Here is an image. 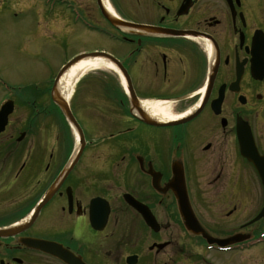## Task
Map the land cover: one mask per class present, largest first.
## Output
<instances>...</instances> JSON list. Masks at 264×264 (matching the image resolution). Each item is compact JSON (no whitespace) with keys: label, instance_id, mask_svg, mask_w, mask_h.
<instances>
[{"label":"flooded vegetation","instance_id":"af4514ba","mask_svg":"<svg viewBox=\"0 0 264 264\" xmlns=\"http://www.w3.org/2000/svg\"><path fill=\"white\" fill-rule=\"evenodd\" d=\"M51 2L68 23L71 18L87 32L84 37L89 42L96 37L106 40V52L125 69L137 101L166 104L178 118H191L173 126L168 125L172 122L151 126L132 117L129 127L107 135H96L83 120L86 145L66 172L71 146L50 100L52 81L33 87L31 96H17L14 110L21 111L23 122L12 126L14 111L0 134V232L4 233L0 264H66L48 250L32 248L38 240L49 249L53 244L69 253L79 264H125L129 255L137 256L139 263L147 246L144 260L155 264L166 248L177 244L178 237L165 238L172 227L191 236L182 226L173 193L165 190L173 168L184 182L201 183L195 198L208 204L217 198L212 208L219 209L220 229L212 227L216 223L212 218L207 224L205 216L197 214L200 206L194 212L204 231L208 233L209 227L217 231L208 233L211 237L224 239L235 228L246 229L247 221L235 227L226 219L235 210L238 215L243 206L239 197L241 191L246 196L247 188L242 179L261 187L253 165L240 154L239 134L264 157V0H101L129 24L127 30L109 24L98 0ZM90 49L87 52L102 51ZM118 100L113 97V104ZM121 105L124 110L125 101ZM55 129L63 136L60 143L55 141ZM144 130L157 136L142 135ZM88 132L93 133L91 139ZM107 145L122 161L127 158L122 171L128 189L124 193L150 210L157 232L123 201L124 205L118 202L114 186L104 188L103 166H112L114 159L98 149ZM87 151L98 154L85 159ZM152 179L160 188L152 186ZM231 179L228 191L235 196L220 201ZM49 190L51 197L41 203ZM103 200L108 215L104 228L97 230L90 212L96 211L95 225L102 223ZM139 231L143 235L136 237ZM190 238L205 243L201 236ZM159 244L167 246L158 251ZM137 245L139 250L119 255L122 247Z\"/></svg>","mask_w":264,"mask_h":264},{"label":"rangeland","instance_id":"374dc122","mask_svg":"<svg viewBox=\"0 0 264 264\" xmlns=\"http://www.w3.org/2000/svg\"><path fill=\"white\" fill-rule=\"evenodd\" d=\"M4 3L0 6V101L6 96L8 89L12 90L9 96V101L16 100L19 90L28 86L48 80L57 73V70L61 68V65L65 61H69L78 54L90 48L99 47L104 49L105 39L95 38L94 41L89 42L85 39L84 35L78 25L69 23L64 19L65 14L57 12L55 9L52 13L48 12V8H45L46 3H42L39 0H0V3ZM63 10V9H62ZM71 22V18H70ZM67 29V32H66ZM87 32H83L86 34ZM82 82L74 88L76 91V97L71 99L70 105L72 106V113L76 119L81 123L79 109H81L82 94L87 91V100H89V109L85 118L91 127L96 130V135H107L109 132L117 131L130 126L131 116L127 115L128 106L124 107V110L115 107L111 101L107 100L104 86L115 89L117 75L107 69L90 71L82 78ZM103 86V87H102ZM117 88V86H116ZM120 88L118 87L117 90ZM99 108L98 122L94 121L97 116L95 110ZM113 108V109H112ZM93 111V115L90 117L89 112ZM86 113V112H85ZM12 122L15 126L23 122L24 117L21 111L17 110L13 113ZM83 119V118H82ZM62 130V129H61ZM66 143H70L71 150L74 149V141L72 144V138H69L70 133L63 131ZM72 133V132H71ZM53 135L56 143L62 141V135L58 136L57 129L53 131ZM88 135V134H87ZM142 135H149L150 137L157 136V133L149 130L142 131ZM93 136V133L88 135V138ZM98 150H102L107 154L108 159H114V164L110 167L103 166V178L104 188L114 186L118 193V202L124 205L121 200V195L127 192V183L122 178V171L126 167L127 158L122 161L120 156H117L114 147L111 145L103 146ZM86 152V151H85ZM72 152H70L71 154ZM98 153L93 151H87L83 158L89 159L92 156L96 157ZM67 158V156H66ZM131 163V162H130ZM129 163V164H130ZM232 179L228 181V184L224 187V195L219 197L220 201H225L228 198H234L229 190V185ZM242 186H246V196L244 197L241 191L240 199L243 205L240 213L237 215L235 210L230 218L226 219V223L231 226L237 227L238 225L253 219L263 206V190L259 184L255 186L249 179H242ZM182 185L187 188L189 199L191 197V207L195 212V208L199 211L197 214L205 216V223L209 224L211 218L216 222L212 225L215 229H220L217 225L221 224L218 220L219 209L214 210L212 206L215 204L217 198L212 200V203L208 204L207 200L202 198H195L196 188L201 187V183H195L188 179L184 182L181 179V186L179 195H184ZM219 186V184L214 187ZM251 193L249 194V188ZM199 196V194H198ZM237 196V195H236ZM238 197V196H237ZM121 207V205H120ZM197 212V211H196ZM195 212V213H196ZM240 216L239 221L235 223L234 220ZM211 224V223H210ZM222 225V224H221ZM208 225H205L207 227ZM137 228V227H136ZM176 227H172L171 230L165 234L166 239H177V244L174 248H166L163 254L155 261V264H264V239L262 244L257 247L250 248L243 251H232L228 253H218L214 251H207L205 245L196 238L185 237L182 233L175 231ZM243 230L246 234H255L259 231H264V219L254 225L247 226L246 229L240 227L235 228L225 234L236 235L239 230ZM207 230L208 233L216 234V230L212 231L211 227ZM141 231V230H140ZM136 232V237L142 236L141 232ZM183 243V246L180 245ZM105 246V244H104ZM138 246V245H137ZM138 247L125 246L119 250V255H125L133 250H138ZM141 248V247H140ZM143 258L139 264H146L145 257L147 254V246L143 247ZM151 256V255H149ZM152 264V263H150Z\"/></svg>","mask_w":264,"mask_h":264},{"label":"water","instance_id":"95a60500","mask_svg":"<svg viewBox=\"0 0 264 264\" xmlns=\"http://www.w3.org/2000/svg\"><path fill=\"white\" fill-rule=\"evenodd\" d=\"M106 18L109 20V22L117 27H123L125 26L123 23L118 22L117 20H115L114 18H109L106 16ZM89 57L94 58V57H100L105 59L106 61H108L109 63H111L112 65H114L122 74V76L125 77V73L124 71L121 69V67L118 65V63L112 59L111 57L105 55V54H91L89 55ZM85 58V56H79L76 57L75 59H73L71 62H69L66 67H64L60 73L58 74L56 80H55V85H54V89H53V93H52V99L54 101V103L60 108V110L62 111L63 115L65 116V118L67 119V121L71 124V126L76 130V132L78 133L80 139L82 140V134L81 131L79 129V127L77 126L74 118L72 117L66 103L63 101V99L58 95L57 91H56V85L59 81V79L61 78V76L74 64H76L80 59ZM132 105V109L135 110L137 117H139V119L146 123V124H151V125H155V122H153L151 119H149L146 116V113H144L142 111V109L139 107V104L137 102L132 101L131 102ZM12 112V104L10 102H7L4 104V106L1 108L0 110V132H2L4 130V127L6 125L7 122V117L8 115ZM251 152L248 151L247 154H250ZM77 156L78 154H76L73 158H72V163L70 164L69 167L72 166V164L77 160ZM250 161L255 165V167L257 168V170L259 171L260 177L262 179V183L264 186V164H260L261 160L257 159V158H253V157H249ZM69 168H67L68 170ZM177 200L179 203V212L180 215L183 219L184 222V226L186 228L187 231H189L190 233L194 234V235H202V237L204 239H206L208 244H216L217 246L224 248L226 246H229L231 244L234 243H238L241 242L243 240H245V238H240V237H233L231 239L228 240H223V241H217V240H213L209 237H207L202 230L200 229V227L198 226L196 220L194 219L190 208L188 206L187 203V199L185 194L184 195H180L177 196ZM126 201L129 204H132L133 202L130 201V199L128 197H126ZM138 212L143 216V218L147 221L148 223V217L149 215L147 214V210L139 205H137ZM262 217H264V208L262 209V211L260 212V214L254 219V221H257L259 219H261ZM162 246H158V248H161ZM62 259L64 261L67 262L68 257H62ZM136 259L134 257L129 258L127 260L128 264H135Z\"/></svg>","mask_w":264,"mask_h":264},{"label":"bare ground","instance_id":"6f19581e","mask_svg":"<svg viewBox=\"0 0 264 264\" xmlns=\"http://www.w3.org/2000/svg\"><path fill=\"white\" fill-rule=\"evenodd\" d=\"M71 62V60H69ZM107 69L110 71H114L112 68V65L109 63H106L102 58H94L85 60L84 58L80 59L76 64L72 65L70 69H68L60 78L58 84H57V90L59 91V95L66 101L70 102L74 93V86L77 84L78 80L87 72L89 71H95V70H103ZM112 95L116 96L119 100L116 102L115 107L121 108V104L131 98V94L126 91L121 96V98L116 93H111ZM140 107L142 108L143 112H146L149 114V116L153 119H156L158 121H173L176 122L179 115H176V113H172L171 107L167 106L166 104H160V103H150V102H142ZM93 111L89 112V117L93 115ZM81 117V116H80ZM94 121L98 122V114ZM81 134H82V127L77 120ZM122 130V129H121ZM118 131L112 132V134H115ZM77 133V132H76ZM77 136L80 140V137L77 133ZM22 137V136H21ZM20 138V137H19ZM75 142L77 141V138L74 136ZM111 143V142H107ZM31 247L37 250H42L46 252V250L49 249L48 244L45 241H36L33 244H31Z\"/></svg>","mask_w":264,"mask_h":264}]
</instances>
